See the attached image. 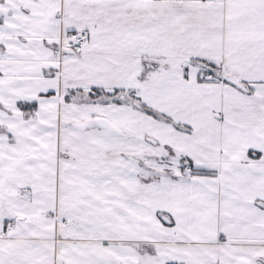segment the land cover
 I'll return each instance as SVG.
<instances>
[{
  "label": "snow or ice",
  "instance_id": "1",
  "mask_svg": "<svg viewBox=\"0 0 264 264\" xmlns=\"http://www.w3.org/2000/svg\"><path fill=\"white\" fill-rule=\"evenodd\" d=\"M0 264H264V0H0Z\"/></svg>",
  "mask_w": 264,
  "mask_h": 264
}]
</instances>
